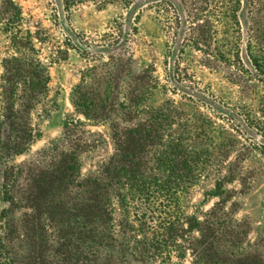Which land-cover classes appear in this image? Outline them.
Instances as JSON below:
<instances>
[{
    "label": "rangeland",
    "instance_id": "1",
    "mask_svg": "<svg viewBox=\"0 0 264 264\" xmlns=\"http://www.w3.org/2000/svg\"><path fill=\"white\" fill-rule=\"evenodd\" d=\"M254 61L264 67V0H0V174L18 173L24 197L1 193L0 264H204L193 249L209 243L264 260ZM154 125L148 173L123 179L105 246L92 249L86 181L115 138ZM144 213L173 215L165 254L136 244Z\"/></svg>",
    "mask_w": 264,
    "mask_h": 264
},
{
    "label": "trees",
    "instance_id": "2",
    "mask_svg": "<svg viewBox=\"0 0 264 264\" xmlns=\"http://www.w3.org/2000/svg\"><path fill=\"white\" fill-rule=\"evenodd\" d=\"M254 62L260 70H264V67L259 65L257 61ZM142 131L143 128L140 126L136 130L134 129L132 131L134 134H128L125 137L118 139L115 138L114 142L116 146V153L114 157L106 164L100 177L90 178L86 181L92 249L96 246L103 247L104 243L100 235L104 232L109 233L112 228L114 213L116 211L112 208L111 200L118 195L123 179L127 178V180L136 181L140 178H144L148 173V166L150 165L152 155L162 143V138L158 135L159 129L157 125H154V128L149 131V134L145 138L141 133ZM260 136L264 144V132ZM31 143L32 139H26V146H29ZM76 157L77 156L75 155V159L73 158L74 162H72L71 167L68 168L72 171V173L76 167ZM66 165L67 162L63 165L64 169H66ZM17 174L18 173L13 171H6L2 180L0 174V197L2 193L4 198L7 197L8 201L12 202L14 205H16L18 200L20 201L24 199V197L19 195V190L16 187L15 179L17 178ZM68 177L70 179L71 175ZM31 197H33V194H31ZM31 197H28L27 200L35 199L34 197ZM144 198L145 197H142L140 200H143ZM146 202H149V200L146 199ZM166 202L168 205H173L174 200L167 198ZM140 204L143 203L140 202ZM159 206H162V204L159 203ZM140 207L141 206L137 205V215H140ZM161 213L162 212L159 214ZM145 215V213L142 215L144 220L139 222L136 230L137 234H142L143 239L136 241V244L139 246H146L150 243L149 246L151 248L156 247V250L165 254V250H167L166 248H168L172 241H174L175 236L177 237V235L174 234V226L176 225V222L172 219L173 215L165 217L158 216L153 218ZM194 222L196 223L197 221L195 220ZM4 225L6 226V223ZM200 226V223L197 222L196 227L199 228ZM193 228L195 227H191V229ZM182 230L183 229L180 231ZM197 231L201 234L199 243H201V241H203L202 244L206 243L207 240H209L207 239V229L206 232H204V228H199ZM149 233L152 235L151 238L148 237ZM183 233L184 231L182 234ZM212 246L209 243L208 247L199 252L194 248L193 253L196 258L198 257L202 259L204 264H264V260H261L258 255L251 254L249 256L239 258L234 254H231L230 257H226L227 255L225 252H218V250H214ZM6 259V264L13 263L11 256L6 257ZM226 261L228 263H226Z\"/></svg>",
    "mask_w": 264,
    "mask_h": 264
}]
</instances>
